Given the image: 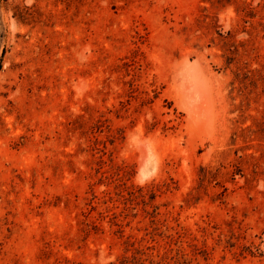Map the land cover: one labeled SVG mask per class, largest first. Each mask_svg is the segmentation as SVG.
Segmentation results:
<instances>
[{
    "label": "rangeland",
    "instance_id": "obj_1",
    "mask_svg": "<svg viewBox=\"0 0 264 264\" xmlns=\"http://www.w3.org/2000/svg\"><path fill=\"white\" fill-rule=\"evenodd\" d=\"M0 264H264V0H0Z\"/></svg>",
    "mask_w": 264,
    "mask_h": 264
},
{
    "label": "clouds",
    "instance_id": "obj_2",
    "mask_svg": "<svg viewBox=\"0 0 264 264\" xmlns=\"http://www.w3.org/2000/svg\"><path fill=\"white\" fill-rule=\"evenodd\" d=\"M150 162H151V158H150ZM157 170H158V165H157ZM137 178H138V180H140V182H143L144 179H150L151 177L142 178L141 173L138 172V177Z\"/></svg>",
    "mask_w": 264,
    "mask_h": 264
}]
</instances>
